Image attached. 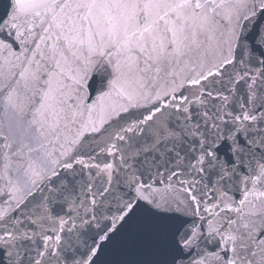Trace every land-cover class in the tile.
I'll return each mask as SVG.
<instances>
[{"label":"snow or ice","instance_id":"6c2138e0","mask_svg":"<svg viewBox=\"0 0 264 264\" xmlns=\"http://www.w3.org/2000/svg\"><path fill=\"white\" fill-rule=\"evenodd\" d=\"M0 264H264V0H6Z\"/></svg>","mask_w":264,"mask_h":264},{"label":"water","instance_id":"95a60500","mask_svg":"<svg viewBox=\"0 0 264 264\" xmlns=\"http://www.w3.org/2000/svg\"><path fill=\"white\" fill-rule=\"evenodd\" d=\"M5 4H6V0H0V10H2L4 8ZM121 256L123 258H129L130 254H123L122 253Z\"/></svg>","mask_w":264,"mask_h":264}]
</instances>
